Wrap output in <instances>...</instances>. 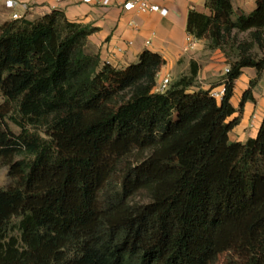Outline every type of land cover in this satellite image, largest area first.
I'll use <instances>...</instances> for the list:
<instances>
[{"label": "trees", "instance_id": "16d2710c", "mask_svg": "<svg viewBox=\"0 0 264 264\" xmlns=\"http://www.w3.org/2000/svg\"><path fill=\"white\" fill-rule=\"evenodd\" d=\"M205 6L186 30L226 58L220 99L193 61L164 92L158 53L102 61L86 51L96 27L61 9L0 22V94L19 127L0 112V264H264V116L254 137L228 136L264 71V0ZM243 67L256 78L235 109Z\"/></svg>", "mask_w": 264, "mask_h": 264}, {"label": "crops", "instance_id": "0c3cea01", "mask_svg": "<svg viewBox=\"0 0 264 264\" xmlns=\"http://www.w3.org/2000/svg\"><path fill=\"white\" fill-rule=\"evenodd\" d=\"M0 0V22L9 20L16 12L20 17L33 20L52 9H61L68 19L90 26L96 30L88 35L86 50H97L102 61L115 67H125L136 62L138 55L149 50L158 53L164 60L158 70L159 77L175 78L177 72L189 70L190 62L197 66V84L202 88H217L221 82L215 75L227 66L226 58L219 49L206 47L204 39H197L191 50L185 51L187 15L190 9L210 14L205 0H149L150 3L166 8L165 15L159 12H135L124 10L120 3L100 7L82 3L80 0H14L12 9ZM235 15L249 13L256 0H231ZM128 42H131L128 44ZM256 78L253 67H243L234 81L231 105L237 109L239 100L250 80ZM252 98L244 103L240 120L228 133L232 141H245L254 137L264 116V71L252 88ZM237 115L234 112L229 119Z\"/></svg>", "mask_w": 264, "mask_h": 264}, {"label": "built area", "instance_id": "2783aa9c", "mask_svg": "<svg viewBox=\"0 0 264 264\" xmlns=\"http://www.w3.org/2000/svg\"><path fill=\"white\" fill-rule=\"evenodd\" d=\"M39 0H31V2L37 3ZM82 3L89 4V5H95L100 7H106L112 4L113 2L120 3L121 7L124 10H130L135 12H159L162 15H165L167 13L166 8H162L158 6L157 4L150 3L149 0H80ZM5 6L9 9L13 8L14 0H5ZM20 16L13 12L11 14V19H18ZM196 42V38L190 34L187 33L185 37V45L184 50L188 51L191 50ZM131 42H128L130 44ZM107 62V61H106ZM108 63V62H107ZM224 71H227V67L224 68ZM170 82V78L168 75H164L159 77L158 72L156 74V85L155 89L160 92H164L168 88V84ZM224 84L223 82L217 87L210 90V94L214 96L217 99H220L222 95L224 94Z\"/></svg>", "mask_w": 264, "mask_h": 264}, {"label": "rangeland", "instance_id": "374dc122", "mask_svg": "<svg viewBox=\"0 0 264 264\" xmlns=\"http://www.w3.org/2000/svg\"><path fill=\"white\" fill-rule=\"evenodd\" d=\"M9 20H11V18ZM246 37H247V34L246 33H240L238 35V38L239 39L246 38ZM87 39H88V37H87ZM97 50L98 49H96V50H93V49L90 50V49H88L86 51L88 53H95L96 54V53H98ZM252 52L258 53V50L256 48H253L252 49ZM188 71L189 70H182L180 72H177V74H175V75L178 76V75L183 74V73H188ZM224 72L225 71L223 70L221 74H218V75H215V76L220 80L221 77L223 76ZM197 76L203 78L202 77V71H199V74ZM205 78H208L207 77V74H205V76H204V78L202 80H205ZM196 81H198L197 78H196ZM209 88L210 89H213L212 87H209ZM8 108H10V111L5 116V120L7 122L8 128H10V130L12 132L17 133L19 131V127L15 123H13V121L9 118V116H14V112H13V110H11L10 105L4 101V98L0 94V112L5 113L6 109H8ZM7 181H8V177H7V167H5V166L4 167H0V188H3L6 185ZM136 200H138V201H144L145 198L142 195H137L136 196ZM223 257H224V254L218 255L216 261L213 264H219L222 261Z\"/></svg>", "mask_w": 264, "mask_h": 264}]
</instances>
